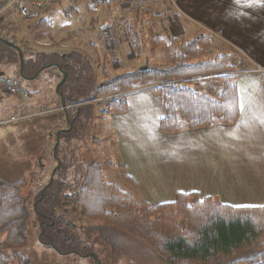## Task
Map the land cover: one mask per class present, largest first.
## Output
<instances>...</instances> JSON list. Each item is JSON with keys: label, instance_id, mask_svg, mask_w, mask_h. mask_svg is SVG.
Masks as SVG:
<instances>
[{"label": "trees", "instance_id": "trees-1", "mask_svg": "<svg viewBox=\"0 0 264 264\" xmlns=\"http://www.w3.org/2000/svg\"><path fill=\"white\" fill-rule=\"evenodd\" d=\"M37 22L50 30L49 21ZM182 36L175 31V39L165 41L166 64L145 74L132 70L111 75L101 83L91 84L94 87L92 96L82 85L86 74L83 69L90 67V59L77 51L46 52L42 49L34 52L26 45L30 57L27 59L23 51V75H33L40 66L57 63L66 72L65 81L60 86L61 90L67 85L64 92L61 90L66 101L78 102L111 95L108 102L113 111L123 109L120 95L115 94L137 87L140 80L154 82L153 89L163 104V116L159 121V129L163 133H174L183 127L194 129L210 126L217 119L224 124L236 122L240 114L239 101L235 86L230 81L232 75L228 71L232 68L227 64L226 56L189 62L190 57L197 56L205 37L202 35L185 40ZM158 38L154 41L163 40ZM133 41L130 42V55L138 52V49L135 50L138 42ZM3 47L0 49L3 56L9 55V50L13 51ZM197 75L211 76L221 82L223 91L220 96L213 98L183 82ZM59 77L61 79L62 74ZM77 108L74 112H68L70 117H75V127L61 132L60 137L62 133L74 134L76 125L82 123L80 117L84 114L88 116L92 109L90 104ZM62 128L58 124L56 130ZM56 130L52 129L49 136H55ZM102 166L96 163L88 166L81 181L77 178L75 186L69 189L70 184L69 188H64L66 183L61 178L66 169L62 161L61 171H55L52 182L39 198L38 211L50 214L54 220L53 225L44 228L41 238L51 242L59 252H92L101 258L95 245L90 249L96 242L104 246L109 254L106 264H143L141 257L148 256L149 250L167 264H264V204L232 205L210 196L200 197L195 191L180 192L174 200L160 204L135 202L129 192L104 180ZM20 186L19 181H0V246L19 244L25 237L29 210L18 194ZM60 191H63L62 197L67 203L63 209L68 206L76 209L80 220L90 221L88 228L80 231V224L77 228H72L71 224L66 226L60 221L61 215L55 216L50 212L55 206L52 196ZM56 201L60 204L59 197ZM92 237L95 238L92 245L85 244ZM11 259H17L19 264L28 260L18 252L0 253V264H8Z\"/></svg>", "mask_w": 264, "mask_h": 264}, {"label": "rangeland", "instance_id": "rangeland-1", "mask_svg": "<svg viewBox=\"0 0 264 264\" xmlns=\"http://www.w3.org/2000/svg\"><path fill=\"white\" fill-rule=\"evenodd\" d=\"M102 3L106 5H101ZM181 12L176 0H98L90 4L78 0H57L50 11L43 16L50 22L51 30L44 24H37L38 22H35L34 26L30 23V27L27 26V22H24L23 25L26 26L18 25L14 34L21 38V42L25 44L28 42L27 45L33 50L77 51L86 55L90 59L91 68L83 69L86 74L82 79V85L86 86L88 94L92 96L94 88L92 85L103 82L111 75L138 70L143 64L156 69L157 66L166 64L168 59L165 54V39L167 41L175 39L174 35L171 37V31L181 33L179 29L183 27L186 39L195 37L191 26L178 16V14L183 16ZM9 13L11 11L6 12V15ZM202 35L205 38L201 42L198 54L190 57L189 62L215 59L225 52L219 51L220 46L225 47L215 41V36H217L215 33L208 31ZM134 37H137V41L136 39L133 41ZM158 37L163 40L158 42ZM155 39L158 40L154 41ZM131 41L136 44L138 42L135 48L138 52L134 55H130ZM0 48L4 47L0 45ZM13 51L9 50V55L0 58V71L5 72L7 79H15L17 84L25 86L29 90V99L22 104L15 103L13 98L0 100V181L21 182L18 194L24 199L29 210V220L25 237L20 240L19 244L1 245L0 253L18 252L27 257L28 260L24 264H72L73 257L70 254L59 253L42 243L38 237L40 223L35 215L36 210L40 208L38 201L35 200L39 191L36 183L40 179L47 182L56 165L52 153L54 136H49V132L52 129L56 130L58 124L63 128L67 127L65 111L62 109L60 97L57 96L55 90L61 80L59 77L61 73L51 67L42 70L33 79L21 80L17 54ZM27 53H29L28 50H26V56H28ZM226 62L232 68L229 69V74L235 72L264 73L261 72L264 70L259 66L248 67L247 59L245 61L243 56H235L234 53L228 54ZM231 75L230 81H235L236 77ZM197 77L193 76L183 82L191 88L194 84L198 85L195 82H200L201 86L198 90L207 95L212 94L210 86L216 84L222 93L223 86L218 80L211 76ZM149 83L154 84V82ZM65 86L67 85L61 89L63 92L66 89ZM2 88L3 85H0V90ZM125 92L115 95H123ZM110 97L111 95H100L85 101H66L65 105L69 113L84 104H90L92 109L89 114L91 118L85 114L80 117L83 125L78 126L74 134H61L58 157H61L66 166L65 175L67 177L61 178L67 180L75 169V165L77 167L81 165V172L77 177L81 181L88 166L96 163L103 165L102 172L106 182L116 183L121 189L124 188V184L121 183L122 160L117 141L114 133L111 132L109 117H104V114L107 116V111L111 113L119 111H113L110 108L108 102ZM40 109L45 110L40 111ZM23 110L29 115L36 114V116L17 122L1 123L10 115L19 114ZM97 137H100L99 140L96 139ZM213 198L221 201L220 198ZM89 225L90 221L81 218L79 230L83 231V228H88ZM88 239L85 244L92 245L95 238ZM94 245L100 253L103 264H106L109 257L106 248L95 242L90 249ZM147 254L148 256L141 257L143 264H167L150 250ZM82 262L87 263L86 260ZM8 264H19V261L11 259Z\"/></svg>", "mask_w": 264, "mask_h": 264}, {"label": "crops", "instance_id": "crops-1", "mask_svg": "<svg viewBox=\"0 0 264 264\" xmlns=\"http://www.w3.org/2000/svg\"><path fill=\"white\" fill-rule=\"evenodd\" d=\"M56 1L52 0L49 9L37 17L23 18L13 9H8L6 12L11 13L7 15L4 12L5 31L14 37L13 44L19 46L22 52L26 53L25 46L28 42H21V38L14 34L17 26H26L23 23L27 22L30 27V23L34 26L38 20L48 21L43 16ZM176 2L183 15L178 16L191 26L193 35L211 31L217 35L215 41L225 47L220 46L219 51H225L222 54L226 58L228 54L234 53L235 56H243L245 61L247 59L248 67L259 66L264 70V0ZM38 17L40 18L37 19ZM179 31L188 40L184 28ZM172 35L174 33L171 31V37ZM165 41L167 42L166 39ZM0 45L11 48L2 42ZM11 49L16 52L19 61L17 51ZM36 51L38 49L34 50ZM27 54L28 59L30 54ZM2 56L0 54V58ZM18 65L22 80L20 62ZM51 67L57 69L55 65ZM0 74L6 78L4 71H0ZM230 74L236 77L232 82L238 94L240 109L238 120L232 124H223L217 119L210 126L194 129L183 127L174 133H163L159 129L163 104L153 89L154 84L148 80L138 82L135 89L120 95L122 110L113 113L107 111V116L104 114V117H109L111 132L115 135L122 160V189L129 192L134 200L160 204L174 200L179 192L195 191L200 197H216L221 202L232 205L264 204V73ZM8 80L16 82L15 79ZM195 83L198 85L194 84L192 88L198 90L201 83ZM210 89L212 94H208L209 96H220L221 89L216 84L210 86ZM6 98H13L18 104L29 99L20 101L9 96L2 97L1 101ZM27 115L22 119L36 116ZM116 185L120 187L119 184Z\"/></svg>", "mask_w": 264, "mask_h": 264}, {"label": "flooded vegetation", "instance_id": "flooded-vegetation-1", "mask_svg": "<svg viewBox=\"0 0 264 264\" xmlns=\"http://www.w3.org/2000/svg\"><path fill=\"white\" fill-rule=\"evenodd\" d=\"M68 112L69 111H67V113L65 114L66 124H67V127H68V123H71L72 124V128H73V127H75L74 124L76 122V121L74 122V118L75 117L73 115H71V117H70L68 115ZM77 125L78 126H82L83 123H80V124H77ZM77 125H76V127L78 128ZM77 128H76V130H77ZM62 129H64V128H62ZM51 137H53V136H51ZM80 172H81V165H79L78 167L75 165V169L72 171L70 178H68L67 180L66 179H63L65 181V183H66L64 185V188L65 187L67 188L68 185L70 184L69 185L70 188L69 187L68 188L69 189H72L75 186V184L77 183V181H78L77 180V177L80 174ZM64 176L66 177L65 174H64ZM42 182H43L42 179H40L36 183V185L39 188V191H38V195L39 196L36 197V199H35L36 201H38L39 198H41L42 189L48 184L49 178H48L47 182L46 181L43 182V183ZM44 191H45V189H44ZM61 192L63 193V191H60L59 194H55V195L52 196L53 200H55V206L50 210V212L52 214L54 213L55 216L61 215L62 218L60 219V221H61L62 224H65L66 226L68 224H71V227L72 228H77L78 227V223L80 224V219L78 218V211L76 209L70 208L69 206H68L69 209L68 208L63 209V207L67 203H65V201L63 200V197H62V193ZM58 197H59V200H60V204H58V202L56 201V199ZM61 209H63V211H61ZM36 212H35V215H36L37 221L40 223V226L42 227V232H43L44 228L47 225H50V226L53 225L54 220L52 219V216H50V214H48V213H42V212H40L38 210H36ZM76 221H78V223ZM39 233H40V231H39ZM42 243H44V244L47 245V243H51V242H49L47 240H42ZM51 248L54 249L53 246ZM61 253H65V252H61ZM67 254H70L73 257L74 261L72 259V262H73L72 264H101V258L97 257L92 252H88V253H85L84 254V253H81V252H77L76 250H70V251H68ZM80 259H81V261H80ZM82 260H86L87 263L86 262H82Z\"/></svg>", "mask_w": 264, "mask_h": 264}, {"label": "built area", "instance_id": "built-area-1", "mask_svg": "<svg viewBox=\"0 0 264 264\" xmlns=\"http://www.w3.org/2000/svg\"><path fill=\"white\" fill-rule=\"evenodd\" d=\"M52 0H0V37L3 39L14 43V37L10 36L5 31V17L4 12L8 9L15 10L21 17H37L42 12L49 9V5ZM87 2H94L98 0H83ZM0 85H3V88L0 90V100L5 95H10L18 98L20 101H25L29 97L28 90L15 83L13 80H8L4 77H0ZM28 115L22 111L18 115H11L6 121L2 123L14 122L16 120L27 117Z\"/></svg>", "mask_w": 264, "mask_h": 264}, {"label": "water", "instance_id": "water-1", "mask_svg": "<svg viewBox=\"0 0 264 264\" xmlns=\"http://www.w3.org/2000/svg\"><path fill=\"white\" fill-rule=\"evenodd\" d=\"M0 42L6 44L7 46H9V47H11V48H14V49L17 51L18 56H19V62H20V73H21L23 79H33V78L37 77V76L39 75V73H40L42 70L47 69V68H50L51 66H54V65H55V67H57V69H58V70L61 72V74H62V78H61V80L58 82V84L56 85L55 90H56L57 94H58L59 97H60V101H61L62 109L65 111V114H66V113H67V108H66V105H65V104H66V100H65V97H64V95H63V92L60 90V86H61V85L64 83V81H65L66 72L63 71V70L61 69L60 65L57 64V63H55V64L43 65V66H41V67L35 72V74H34L33 76H31V77H26V76L23 75L24 56H23L22 49H21L19 46L14 45V44H12V43H9V42H7V41H5V40H2V39H0ZM155 70H156V68L150 67V66H148V65H143V66H141V67L138 68L137 72H138L139 74H145V73H148V72H153V71H155ZM0 76H1V74H0ZM71 129H72V124H71V123H68V127H67V128L59 129V130H57V131L55 132V136H54L55 141H54V146H53V149H52V153H53L54 160L56 161V166L54 167V169H53V170L51 171V173H50L48 184L42 189L41 197H42V195H43V191H44V189H45V188H46V187L52 182L55 171H61V168H60V167H61V163H62V161H61V158L58 157V156H57V153H56V148H57V146H58V144H59V140H60V133H61V132H68V131H70ZM41 236H42V227L40 226V233H39V236H38V237H39V239L42 241ZM47 245H48V246H51V247L53 246L54 249H55L56 251L59 252V250H58L53 244H51V243H47ZM59 253H61V252H59ZM62 254H65V253H62Z\"/></svg>", "mask_w": 264, "mask_h": 264}]
</instances>
